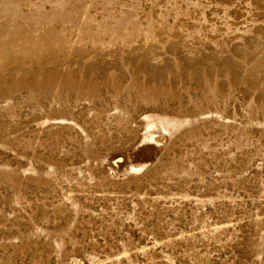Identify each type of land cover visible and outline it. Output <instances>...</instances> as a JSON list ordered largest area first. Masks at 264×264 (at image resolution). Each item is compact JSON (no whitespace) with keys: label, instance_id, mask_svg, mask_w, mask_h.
<instances>
[{"label":"rangeland","instance_id":"rangeland-1","mask_svg":"<svg viewBox=\"0 0 264 264\" xmlns=\"http://www.w3.org/2000/svg\"><path fill=\"white\" fill-rule=\"evenodd\" d=\"M0 264H264V0H0Z\"/></svg>","mask_w":264,"mask_h":264}]
</instances>
